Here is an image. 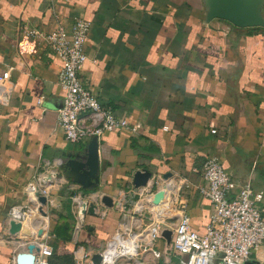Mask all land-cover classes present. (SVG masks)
Instances as JSON below:
<instances>
[{
	"label": "crops",
	"instance_id": "1",
	"mask_svg": "<svg viewBox=\"0 0 264 264\" xmlns=\"http://www.w3.org/2000/svg\"><path fill=\"white\" fill-rule=\"evenodd\" d=\"M207 14V0H0V76L9 72L13 84L9 103L0 105V264H15L42 223L31 215L10 233L12 208L29 204L27 187L48 166L66 182L47 206L48 244L53 254L73 253L75 264L101 252L119 231L123 210L134 212L137 196L127 190L136 172L187 178L183 197L199 234L212 214L201 194L207 157L219 158L237 187L251 180L264 193V27L208 22ZM81 18L91 24L81 77L118 118L139 126L136 135L122 130L98 141L100 182L89 189L68 167L76 155L84 158L87 145L69 143L57 128L63 62L45 41L25 34L71 29ZM76 193L98 206L79 231ZM105 196L112 207L102 203ZM143 263L156 261L149 254Z\"/></svg>",
	"mask_w": 264,
	"mask_h": 264
},
{
	"label": "built area",
	"instance_id": "2",
	"mask_svg": "<svg viewBox=\"0 0 264 264\" xmlns=\"http://www.w3.org/2000/svg\"><path fill=\"white\" fill-rule=\"evenodd\" d=\"M90 28L91 24L81 18L73 23L71 29L58 25L47 34L36 29H25L28 38L45 41L48 48L63 62L58 83L65 91V97L57 112V128L71 144L88 145L93 139L100 141L105 134L122 130L135 135L139 132L138 125H131L128 120L118 118L112 108L104 106L96 92L81 77L87 61L85 46ZM12 93L10 73L4 72L0 76V105L8 104ZM61 165V161L57 162L56 167ZM48 176L52 179L47 181L45 178ZM202 177L207 186L201 189V194L212 206L204 234L192 228L188 202L183 197L184 190L191 186L190 181L187 178L152 176L145 187L127 190V193L137 196L139 200L134 206V212L130 213L128 209L122 211L124 223L105 250L99 252L102 256L101 264H117L122 257L125 258L124 264H127L131 257L139 254L144 245L149 248L148 252H151L156 264H244L247 261L264 264V255L261 256L264 250V193L256 192L251 180L237 187L217 157H207ZM65 184L54 167L48 166L45 173L29 183V204L16 206L10 212V220L21 225L27 222L30 214L40 215L42 219L41 225L35 228L27 243L21 245L26 250L32 244L39 248V252H35L34 264H49L53 255V247L48 244V212L45 215L41 213L42 205L38 195L47 198V206H54L52 192L62 189ZM160 192L164 193V199L154 204V198ZM84 200L89 199L83 193L71 197L77 231L82 228L79 210ZM122 206L119 203L117 208L121 210ZM146 212L149 223L142 233L136 234L133 229L138 227L139 221L140 227L144 226L141 225L143 219L140 217ZM168 224L175 226L171 230V244L163 237V233L170 230ZM124 225H128L127 231H123ZM119 235L126 244L133 240V236H140L136 254L127 253L109 262L105 252ZM158 241H164L165 247L154 250ZM87 263L92 264L91 255L78 260V264Z\"/></svg>",
	"mask_w": 264,
	"mask_h": 264
},
{
	"label": "water",
	"instance_id": "3",
	"mask_svg": "<svg viewBox=\"0 0 264 264\" xmlns=\"http://www.w3.org/2000/svg\"><path fill=\"white\" fill-rule=\"evenodd\" d=\"M264 0H207V21L213 20H225L238 28H260L264 27V17L262 15V7ZM81 159H83L81 161ZM70 168V174L74 178V181L83 186L84 189H89L98 185L100 182V157H99V143L97 139H93L86 149L84 158L76 155L68 163ZM152 174L148 171H139L134 174L132 184L135 188L139 189L145 187ZM166 178H169L166 176ZM39 197V202L42 205L41 213L46 214L43 210L47 206V198L44 196ZM164 199V193L160 192L156 194L154 198V204H159ZM102 203L106 207L113 206V199L109 196H105L102 199ZM98 206L91 203L89 200H84L80 210L79 216L81 218L82 226L85 224V218L87 215H96ZM10 233L17 235L22 225L10 222ZM42 235V232H39ZM172 231L166 230L163 233V237L168 244L172 242ZM35 252H39V248L36 245H29L26 252H22L17 255V264H34L36 260ZM93 264H101L102 256L97 253L92 258ZM177 264V263H173ZM244 264H259L254 261H247Z\"/></svg>",
	"mask_w": 264,
	"mask_h": 264
},
{
	"label": "rangeland",
	"instance_id": "4",
	"mask_svg": "<svg viewBox=\"0 0 264 264\" xmlns=\"http://www.w3.org/2000/svg\"><path fill=\"white\" fill-rule=\"evenodd\" d=\"M135 198H137L136 200L138 201L139 200V198L138 197H135ZM45 211L44 212H48V210H47V208L45 209V207L43 208ZM46 212V213H47ZM40 216V215H39ZM137 219H138V215H136L135 216ZM148 218H149V215H148V213L146 212V213H144V215L142 216V217H140V219H143L144 220V226L141 228L140 227V221L138 222V224L139 225H137L138 227H136V228H134L133 229V231L136 233V234H140V233H142V231L144 230V228H145V226H146V224H148L149 222H148ZM68 219V218H67ZM69 220V219H68ZM139 220V219H138ZM57 221V219H51V226L53 225V224H55V222ZM71 221V220H70ZM122 223H124V222H122ZM175 226L174 225H172V224H168V228H170V231L174 228ZM112 240V239H111ZM111 240H109L108 242H110ZM108 245V243L105 245V247L101 250V251H104L105 250V248H106V246ZM158 247H160V249L161 248H163V247H165V242L164 241H158V243H157V246H155V249L154 250H157L158 249ZM149 251V248H146V246L144 245L141 249H140V251H139V254L137 255V256H135V257H131V259H130V261H128L129 263H127V264H135L136 262H138V263H143V261H144V257L146 258V256L147 255H149V254H151V252H148ZM153 256V255H152ZM124 260H125V258L124 257H122V258H119L118 259V261H117V264H124ZM88 264V263H87ZM92 264H93V262H92Z\"/></svg>",
	"mask_w": 264,
	"mask_h": 264
},
{
	"label": "bare ground",
	"instance_id": "5",
	"mask_svg": "<svg viewBox=\"0 0 264 264\" xmlns=\"http://www.w3.org/2000/svg\"><path fill=\"white\" fill-rule=\"evenodd\" d=\"M48 178H49L48 180L52 179V177H50V176H48ZM31 215L32 214H30L27 217V219ZM127 229H128V226H127L125 231H127ZM138 242H140V236L139 235L133 236V240L130 243H127V244L123 243V240H122L120 235L117 236L116 237V241L111 242L109 244V247H108L107 251L105 252V257H106L107 261L111 262L117 256H123V255H125L127 253L136 254L135 252H136V249L138 248ZM135 264H140V263L136 262Z\"/></svg>",
	"mask_w": 264,
	"mask_h": 264
},
{
	"label": "trees",
	"instance_id": "6",
	"mask_svg": "<svg viewBox=\"0 0 264 264\" xmlns=\"http://www.w3.org/2000/svg\"><path fill=\"white\" fill-rule=\"evenodd\" d=\"M70 203L71 201H69V205H68L69 212H70ZM70 217H72L71 214ZM49 264H75L74 254L68 253V254L60 255L56 250H54L53 256L49 259Z\"/></svg>",
	"mask_w": 264,
	"mask_h": 264
}]
</instances>
